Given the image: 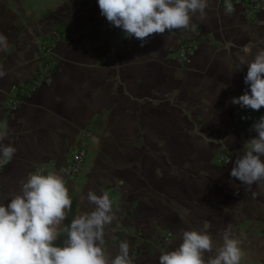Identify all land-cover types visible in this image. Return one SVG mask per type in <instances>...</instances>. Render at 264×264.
Instances as JSON below:
<instances>
[{"label":"crops","instance_id":"obj_1","mask_svg":"<svg viewBox=\"0 0 264 264\" xmlns=\"http://www.w3.org/2000/svg\"><path fill=\"white\" fill-rule=\"evenodd\" d=\"M208 3L206 18H193L195 32L155 34L141 47L100 15L97 0H0L9 44L0 52V126L17 149L0 173V203L34 168L55 171L87 141L82 172L67 184L65 224L90 210L88 190L107 191L119 207L118 223L105 229L113 257L127 240L134 264H159L181 230H206L220 243L231 223L244 234L241 264H264V182L249 187L230 176L244 142L258 136L231 100L250 90L247 65H237L246 48L251 60L264 47V12L236 5L227 15L222 0ZM57 32L50 56L42 46ZM191 40L200 49L182 65L180 46ZM48 64L53 83L12 110L11 87L30 85Z\"/></svg>","mask_w":264,"mask_h":264},{"label":"clouds","instance_id":"obj_2","mask_svg":"<svg viewBox=\"0 0 264 264\" xmlns=\"http://www.w3.org/2000/svg\"><path fill=\"white\" fill-rule=\"evenodd\" d=\"M100 15L113 27L120 28L126 38L141 41L163 35L166 31L197 30L193 18H206L208 0H97ZM225 14L234 12L232 0H224ZM8 39L0 33V52L8 51ZM239 57L237 70L247 65L244 84L250 90L234 97L231 103L241 108L259 111L264 107V47L249 60ZM6 72L0 66V78ZM258 136L244 142L235 159L230 176L242 184L252 186L264 182V116L250 131ZM9 132L0 126V166L11 162L17 149L5 144ZM93 143L98 138L93 137ZM230 162L229 160L227 163ZM70 170L36 171L20 182L18 194L10 196V203H0V264H134L127 240L118 245L113 257L106 247V228L118 223V205L110 193L97 194L88 190L86 201L90 210L81 211L65 224L72 209V198L65 180ZM243 233L237 236L229 223L220 233L217 243L206 230H181L180 243L172 250L160 249L159 264H241L245 256ZM61 237L63 240L61 241Z\"/></svg>","mask_w":264,"mask_h":264},{"label":"built area","instance_id":"obj_3","mask_svg":"<svg viewBox=\"0 0 264 264\" xmlns=\"http://www.w3.org/2000/svg\"><path fill=\"white\" fill-rule=\"evenodd\" d=\"M234 6L242 5L246 6L247 12L249 15L259 14L264 12V0H232ZM224 5V0H222ZM54 41L52 44H44L42 46L46 54L50 56L55 54L58 43L61 39V34L59 32L54 34ZM200 49L199 43L195 40H191L185 44H182L179 49V62L184 65L190 62L191 57L198 52ZM51 64L45 65L44 70L40 73H37L33 78L30 85H13L11 87L12 100L10 103V108L12 110H17L23 103L26 102L37 90L43 85L52 84L54 81L53 73L51 71ZM234 114L239 119V121L248 124L252 127L261 116H264V107L259 111H254L248 108H241L239 105H234ZM88 151V142L82 141L77 150L71 156L70 160L60 168L56 167L55 171H58L61 168L69 169L70 171L65 174V180L68 184L74 178L80 175L85 164L86 156ZM224 164L228 165L232 162L231 156H222L221 158ZM230 161L227 163V161ZM7 165L0 166V173L6 168ZM55 168V166H53ZM44 171L45 174L50 171L49 168L45 166H39L34 168L33 172ZM29 174V175H30Z\"/></svg>","mask_w":264,"mask_h":264}]
</instances>
